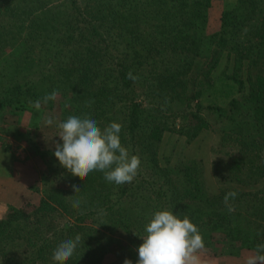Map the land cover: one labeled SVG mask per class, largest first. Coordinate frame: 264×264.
Segmentation results:
<instances>
[{
  "label": "trees",
  "instance_id": "obj_1",
  "mask_svg": "<svg viewBox=\"0 0 264 264\" xmlns=\"http://www.w3.org/2000/svg\"><path fill=\"white\" fill-rule=\"evenodd\" d=\"M221 1L0 0V61L7 54L0 113L58 106L59 122L92 116L101 129L116 122L122 146L140 159L134 179L117 185L102 171L72 176L42 155L51 188L37 204L8 207L0 219V264H123L120 254L136 252L145 224L161 210L187 216L206 248L219 234L264 255V0H235L218 32L208 34V9ZM222 54L238 65L221 74L238 97L224 107L203 105ZM204 131L232 142L212 166L215 195L201 161L164 168L157 158L165 133L192 141ZM60 179L66 190L56 187ZM229 192L236 196L226 203ZM76 235L72 257L53 261L57 244Z\"/></svg>",
  "mask_w": 264,
  "mask_h": 264
},
{
  "label": "rangeland",
  "instance_id": "obj_2",
  "mask_svg": "<svg viewBox=\"0 0 264 264\" xmlns=\"http://www.w3.org/2000/svg\"><path fill=\"white\" fill-rule=\"evenodd\" d=\"M235 0H227L215 2L211 5L207 12L208 23L206 32L213 34L218 32L220 27V18L224 10L232 9ZM7 55V54H6ZM6 55L0 61V70L6 63ZM236 61L233 56L222 54L216 64L214 72L211 74L212 86L206 90L202 97L203 105L213 104L224 107L234 97H238L235 85L226 80L223 72L230 75L232 68H236ZM238 67V65H237ZM241 71L244 72L246 65L240 64ZM255 73H252L254 76ZM58 105V104H56ZM44 112V114H42ZM59 107L56 106L53 111H36V114L29 112L11 113L3 110L0 113V149L6 150L12 159L15 169L14 178L18 187L12 192L14 198L22 203L25 202L37 204L45 190L50 189L48 180L43 178L42 173L45 172V160L42 155H47L50 159H54L53 152L55 145L59 143ZM51 118L52 125H45V120ZM174 122L180 126V119L175 118ZM216 128V126H215ZM220 134L211 131L200 133L194 140L188 141L184 136L176 133H165L158 147L157 158L159 165L164 168H176L186 160H196L202 162L203 181L211 194H219L220 188L214 183L212 177V166L225 160L231 141L227 139L223 141L219 137ZM56 187L66 190L69 184L65 179H60ZM37 189V191H35ZM26 190L25 196L21 195V191ZM22 198V199H21ZM13 207V206H9ZM131 251V246L122 239V235H115ZM211 246L204 247L200 250L199 255L202 264H241V250L236 244L228 241L219 234H213L210 242ZM123 246V247H124ZM136 251V250H135ZM121 253L119 259H128L135 264L137 253L132 252ZM244 261V260H242Z\"/></svg>",
  "mask_w": 264,
  "mask_h": 264
},
{
  "label": "clouds",
  "instance_id": "obj_3",
  "mask_svg": "<svg viewBox=\"0 0 264 264\" xmlns=\"http://www.w3.org/2000/svg\"><path fill=\"white\" fill-rule=\"evenodd\" d=\"M47 99H55V93ZM35 107H40L39 102ZM44 123L52 125L53 120L48 118ZM57 127L60 142L52 154L72 176L87 177L93 170L102 171L108 182L117 185L130 183L136 176L140 159L129 155L128 149L122 146L119 123L112 122L101 129L92 116H69ZM72 187L79 192V184ZM235 196V192L227 193L225 202ZM73 203L79 206L80 201L77 199ZM139 239L142 242L136 248L135 264H202L197 253L204 248V243L197 227L187 216L181 218L168 210L154 212ZM80 240L79 235L62 239L53 250L52 260L62 262L72 257ZM123 264H132V261L125 259ZM246 264H264V255L249 256Z\"/></svg>",
  "mask_w": 264,
  "mask_h": 264
},
{
  "label": "crops",
  "instance_id": "obj_4",
  "mask_svg": "<svg viewBox=\"0 0 264 264\" xmlns=\"http://www.w3.org/2000/svg\"><path fill=\"white\" fill-rule=\"evenodd\" d=\"M14 169V163L8 152L0 149V219L4 216L9 206L14 207L22 203V201L19 202V200L12 195V192L18 187L14 178ZM26 192V190H22L21 195L25 196ZM252 255H254L252 252L243 250L240 253L241 264H246V259Z\"/></svg>",
  "mask_w": 264,
  "mask_h": 264
}]
</instances>
